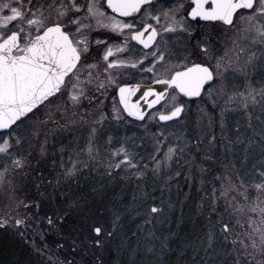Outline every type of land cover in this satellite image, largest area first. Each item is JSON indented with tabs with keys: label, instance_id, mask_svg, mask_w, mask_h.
<instances>
[{
	"label": "snow or ice",
	"instance_id": "6c2138e0",
	"mask_svg": "<svg viewBox=\"0 0 264 264\" xmlns=\"http://www.w3.org/2000/svg\"><path fill=\"white\" fill-rule=\"evenodd\" d=\"M0 232L31 264H264V0H0Z\"/></svg>",
	"mask_w": 264,
	"mask_h": 264
},
{
	"label": "trees",
	"instance_id": "16d2710c",
	"mask_svg": "<svg viewBox=\"0 0 264 264\" xmlns=\"http://www.w3.org/2000/svg\"><path fill=\"white\" fill-rule=\"evenodd\" d=\"M127 134L131 135L129 132H127ZM193 195L195 196L194 193ZM184 212V234L192 235L196 228V222L193 216V206L189 205L184 209ZM70 231V226L67 224L65 225L62 237L58 236L55 230L49 231L45 242L49 246L55 247L56 241L60 238H64L70 243L71 237L68 235ZM62 252L61 259H63L64 256L71 258V252L68 249L67 244ZM32 259V253L19 241L18 238H15L10 233L0 232V264H31Z\"/></svg>",
	"mask_w": 264,
	"mask_h": 264
},
{
	"label": "rangeland",
	"instance_id": "374dc122",
	"mask_svg": "<svg viewBox=\"0 0 264 264\" xmlns=\"http://www.w3.org/2000/svg\"><path fill=\"white\" fill-rule=\"evenodd\" d=\"M254 76H255V79H256L257 81H259L260 78H261V72H260L259 70H257V71L254 73ZM241 83H243V82H241ZM123 131H124V135H125L126 133H125V129H124V128H120V129H119V135L123 136ZM138 131H142V130H138ZM128 132H129L130 134H132L131 130H129ZM146 143H147V142H146ZM185 191H187V189H185ZM193 193L195 194V191H194V190H193Z\"/></svg>",
	"mask_w": 264,
	"mask_h": 264
}]
</instances>
